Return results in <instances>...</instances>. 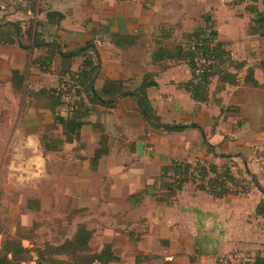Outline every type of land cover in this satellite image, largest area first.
<instances>
[{"label":"crops","instance_id":"1","mask_svg":"<svg viewBox=\"0 0 264 264\" xmlns=\"http://www.w3.org/2000/svg\"><path fill=\"white\" fill-rule=\"evenodd\" d=\"M48 1L52 5V9L60 10L66 15L61 23L60 32L63 43L69 50L83 46L93 36L95 29L109 21L112 22V31L141 36L140 42L129 51H123L116 47L110 42L108 36L98 41L101 68L96 81L97 88H101L108 78L131 79L132 87L138 88L143 82L145 73L156 69V66L151 63V54L155 47L153 31L164 23L176 25L169 19L154 23L153 15L157 10L163 8V4L160 3L162 0H155L151 5L143 3L144 0ZM262 3L264 4V0ZM202 13L204 11L199 10L191 17L188 16L184 20V25L195 26L197 21L200 23ZM178 15L180 20L183 19L181 18L183 15ZM189 19H191L190 24H188ZM249 20L248 16V22ZM194 26L193 28L196 27ZM247 27L242 36L227 42L226 46L231 50L235 59L248 62L240 74L242 78L246 75L250 65H257L255 78L260 86L241 80L239 85L227 84L223 91L216 94V97L222 99L220 104L213 100L197 103L191 98L189 92L177 87L178 83L188 81L192 76L188 64L180 62L169 67L157 76L159 87L148 89L149 97L165 123H175L176 125L182 123L189 126L183 130L154 133L155 127L144 118L139 103L133 96L121 98L117 107L112 109L98 106L89 120L104 125L109 134V153L100 159L97 170L91 168V158L94 156L95 149L99 147L100 134L91 124L83 126L79 141L65 143L61 150L56 151L44 148L40 133L45 124L53 121V114L49 109L38 107L35 103L26 105L22 110V97L14 92L11 77L13 69H20L26 73L27 84L30 88L39 90L43 87H55L59 82L58 63L52 66L50 72L41 71L37 65L30 62L31 50L18 44L0 43V123L5 119L3 114H6L8 120L11 114L10 110H14L15 107L17 116L15 118L19 117L23 121L25 126L23 129L29 134L37 135L40 148L46 157L45 161L48 159L45 168L50 171L48 165L51 164L53 173L72 180L73 184L71 182L70 190L73 195L83 191L88 192L92 186V178L102 173L104 169L105 172L108 169L132 170L131 166L126 164V160H123L126 146L121 139L124 140L125 136L135 138L136 141L133 140L132 143V151L135 154L137 152L141 154L143 150L141 141L135 137L141 133L147 135L149 141L154 142H158L163 134H167L166 144L162 146L170 147L171 152L176 153L171 155L169 161L172 158L192 162L199 158L211 159L212 154H208V149L206 150L204 142L206 140L208 143L216 145L217 153L232 155L231 158L238 167L255 175L264 188V42L261 41L264 40V37L249 34ZM193 28L181 31L177 40L184 32L192 31ZM220 34L219 32V39L226 42L221 39ZM253 38L257 40V44L254 43ZM38 53L35 51L33 55ZM80 60L75 62L74 69L78 68ZM217 81L218 78L215 77L210 87L211 96L216 89ZM157 98L163 101L162 106L157 102ZM27 102H29V98ZM222 107H224V112H221ZM198 126L203 129V132L199 130ZM179 134L184 136L183 140L178 145L171 144V138H177ZM115 147L117 148L115 149ZM196 149L197 153H189L190 150L195 151ZM179 150L182 151L180 157H178ZM241 159L242 161L239 162ZM131 164L132 162H130ZM160 167L156 176L160 174ZM238 167L234 169L236 170ZM128 175L132 177V171ZM245 177L250 180L247 172H245ZM103 181H105L104 195L97 198L89 197L84 201L95 200L105 203L107 211L105 222L110 215L116 217L117 223L122 226L118 230L123 235L124 243L135 249L133 264H136V256L147 254L161 255L171 264H182V256L178 257L172 251L169 253L174 246H177L174 242L179 240L178 234H182V238L188 235L195 239L196 248H194L193 254L189 253L188 255L189 264H205V262L216 264V260L222 257H229L232 262H236L240 257H237L235 253H245L249 250L259 251L264 246V219L255 214L259 201L264 198V192L258 187L253 186L249 193L231 199H219L198 190L195 185L187 183L173 205L158 203L147 195L142 204L134 206L129 202L128 196L141 191L146 185L152 183L144 180L143 185L132 188L135 185L134 180L127 179L125 173L114 175L110 179L103 177ZM119 196L124 198L125 209L118 203ZM37 198L41 207L42 199ZM29 199L36 198L30 197ZM29 199L25 202L26 208ZM150 199L154 203L153 208L162 209L151 213L149 217L140 215L143 216L142 219L147 218L146 224L141 223L142 219L137 222L140 218L137 213L142 212V209L151 202ZM65 207L85 208L84 214L77 216L74 222L77 225L86 223L90 229L95 230L88 219L84 220L86 217L89 218L94 211L90 204L78 206L65 204L63 208ZM159 213L162 214L159 215ZM171 217H173V221H170ZM128 225L130 230L136 228L137 239L131 238L133 231L123 229ZM139 226H143V229H140ZM105 243L112 244L115 253L121 258L119 261L109 264H122V255L119 251L123 250L124 246L115 245L111 232L106 227L105 241L101 248ZM256 252L251 254L254 256ZM246 254L248 255V253ZM191 258L194 260L192 261ZM140 264H147V262Z\"/></svg>","mask_w":264,"mask_h":264},{"label":"trees","instance_id":"2","mask_svg":"<svg viewBox=\"0 0 264 264\" xmlns=\"http://www.w3.org/2000/svg\"><path fill=\"white\" fill-rule=\"evenodd\" d=\"M257 1L253 0L245 5V10L250 14L247 31L249 34L264 37V8L261 9ZM244 2L245 0H235L227 4L234 9ZM28 6L31 12H44L45 18L29 17L27 20L0 22V43L18 44L31 50L30 62L37 65L41 71L50 72L52 66L58 63L59 82L55 87L35 90L27 84L25 72L13 69L11 77L13 90L22 97V110L26 105L35 103L36 106L47 108L52 112L53 121L45 124L40 133L46 150H61L65 143L79 141L83 126L91 124L100 134L99 147L95 149L94 156L91 158L93 170H97L100 159L109 153V134L104 125L89 120L98 106L112 109L117 107L121 98L133 96L139 103L144 118L153 126L166 131L183 130L189 126L182 123L177 125L165 123L149 97L148 89L159 87L157 76L169 67L180 62L188 64L192 76L188 81L178 83L177 87L189 92L191 98L197 103L213 100L220 104L222 99L216 97V94L223 91L227 84L239 85L241 80L260 86L255 78L257 65H250L246 75L243 78L240 76L248 62L235 59L226 43L219 39L216 19L211 10L202 13L199 25L192 31L184 32L179 40L174 36L173 26L167 23L159 25L153 31L155 47L151 54V63L156 66V69L145 73L143 82L138 88L132 87L131 79L109 78L105 80L101 88H97L96 81L101 68L98 41L108 36L110 42L116 47L129 51L140 42L141 36L112 31V22L109 21L95 29L93 36L83 46L69 50L64 45L60 32L61 23L66 17L65 13L52 8L40 10L37 0H30ZM35 51L39 53L34 56ZM200 58H205L211 63L198 73L197 60ZM78 59H81L79 66L74 69ZM66 75H70L77 81L81 88L78 90L80 97L76 101V107L67 115H63L61 108L65 104L63 94L66 91L61 89V85ZM215 77L218 81L211 96L210 87ZM28 98L29 102H27ZM221 112H224V107L221 108ZM198 128L203 132L201 127L198 126ZM204 142L208 147V154L217 157L215 159H231L232 155L217 153L216 145L206 140ZM194 162L172 158L169 163L160 167V174L155 177L154 183L128 196L129 202L138 206L149 195L158 203L173 205L187 183L219 199H231L249 193L253 186L264 192L256 176L242 170L233 161L218 164L217 160L199 158ZM235 167L238 168L235 170ZM245 172L248 173L250 180L246 179ZM27 208L40 210L39 200L29 199ZM66 211L69 214L68 223H72L77 216L84 214L85 208L65 207L64 212ZM255 214L264 219V198L259 201ZM37 227V223H33L31 227H21L23 230L21 233L6 232L0 242V264H109L121 259L110 243H105L99 250L92 247L91 240L95 231L86 223H79L73 235L71 237L65 235V239L61 242L48 241L41 246L30 248L24 244V241L32 240ZM131 238L137 239L134 233L131 234ZM157 260L165 261L164 264H171L163 256L156 254L138 255L135 262L136 264L142 262L154 264ZM216 264H221L220 258L216 260ZM226 264L237 263L229 259ZM239 264H264V251H257L253 260L249 259Z\"/></svg>","mask_w":264,"mask_h":264},{"label":"rangeland","instance_id":"3","mask_svg":"<svg viewBox=\"0 0 264 264\" xmlns=\"http://www.w3.org/2000/svg\"><path fill=\"white\" fill-rule=\"evenodd\" d=\"M154 1L155 0H144L143 3L151 5ZM229 1L235 0H162L160 3L163 4L162 6L164 9L160 8V10L154 13L153 21L155 23V21L169 19L175 22L176 27L173 26V29L174 36L177 38L181 31L187 28L192 29L194 26L190 24L191 19L188 20V24L190 25H184L185 18L187 19L188 16L191 17V15L197 13L199 10H203L204 12L211 10L214 13L218 30L221 33V39L226 40L225 43H227L237 39L245 33L248 24V16L250 17L249 12L245 10V5L253 2V0H245L244 3L231 9L227 6V2ZM262 1L263 0L257 1L261 9L264 8ZM29 3L30 0H28L27 5L15 7H10L8 3H5L6 7L0 9V22L5 23L6 21L27 20L29 17H34L35 19L45 18L44 12H30ZM37 3L40 10H46L52 7L48 0H37ZM177 14L183 15L181 17L183 19L180 20ZM241 16L242 18H240ZM196 23L198 24L199 21ZM261 41L264 42V40ZM254 43H258L256 39H254ZM156 100L161 106L163 105L161 99L157 98ZM10 112V118L7 120L6 114H3L5 119L0 123V242L6 232L12 234L21 233L23 231L21 227L28 228L31 227L33 223H37L38 227L33 238H31L32 240L24 241L26 246L34 248L48 241L61 242L65 239V235L71 237L77 226L75 222L68 223L67 217L69 214L67 211L64 212L63 206L65 204L72 206L90 204L94 211L89 218L86 217L84 220L88 219L91 226L95 228V235L91 241L92 247L97 250L101 248L102 243L105 241L106 227L110 230L115 245L124 246L125 248L119 251L122 255L121 263L133 264L135 249L133 247L130 248L129 245L124 243L123 235L118 230L122 226L117 223L116 217L110 215L105 222V213L107 212L105 210V203L95 200L89 202L87 200L84 201V199L89 197L97 198L104 195L103 186L105 185V181H103V177L110 179L114 175L125 173L127 179L132 178L134 180L135 185L132 188L143 185L144 180L153 183L160 165L167 163L171 155L176 154L175 152H171L172 150L170 147H163L166 144L167 134H163L161 140H158V142L149 141L148 136L142 133L135 136L137 140L141 141L143 147L141 154H138V152L135 154L132 151V143L136 141L134 140L135 138L125 136L124 140L121 139L124 146H126L123 160H126V164L131 166L132 170L121 169L117 171L108 169V171L105 172L104 169L102 173L92 178V186L88 192L83 191L77 195H73L70 190L73 184L72 180L53 173L51 171L53 166L49 164V162L48 169L50 171L45 168L48 159L45 161L46 157L40 148L37 135L33 133L29 134L23 129V127H25L23 121L19 117L15 118V107L14 110H10ZM167 132L169 131L157 127L154 129V133ZM183 137L182 134H179L177 138H171V144L178 145L183 140ZM116 148L117 147H115V149ZM207 149L208 147L206 146V150ZM195 152L197 153L198 150L189 151L190 154H194ZM178 154V157L182 156V151L179 150ZM215 158L217 157L212 156L210 160L214 161ZM217 161L218 164H222L226 161L235 162L232 158H222L217 159ZM241 161L242 159L239 160V162ZM130 162H132L131 165ZM130 171H132V177L128 175ZM30 197L36 199L40 197L42 199V206L39 211H31L25 207V202ZM117 199L121 207L125 209L126 204L124 198L119 196ZM153 201L155 200L153 199ZM153 205L154 203L151 200V202L142 209V212L137 214L139 216L148 215L149 217L151 213H156L162 209L153 208ZM161 214L159 213V215ZM142 218L143 216H140L137 222ZM146 221L147 218L144 217L141 223L146 224ZM170 221H173V217H171ZM139 228L143 229V226H139ZM123 229L133 231L134 234L136 233V228L130 230L129 225ZM177 237L179 240L174 242L177 246H174L169 253L172 251L176 256H182V264H189L188 255L189 253L193 254L194 248H196L195 239L188 235L182 238V234H178ZM182 239H184V241H182ZM261 250H264V246H262ZM256 251L258 250L235 253L237 257H240L236 263L239 264L249 261V259L253 260L254 256L251 253ZM246 253H248V255ZM164 262L163 260H157L154 264H164ZM205 264L207 263L205 262Z\"/></svg>","mask_w":264,"mask_h":264},{"label":"built area","instance_id":"4","mask_svg":"<svg viewBox=\"0 0 264 264\" xmlns=\"http://www.w3.org/2000/svg\"><path fill=\"white\" fill-rule=\"evenodd\" d=\"M5 3H8L10 7L24 6L28 4V0H0V9L6 7ZM197 63L199 67L197 72L200 73L203 71L204 67L211 63V61L206 60L205 58H200L197 60ZM80 88L81 86L77 81H75L70 75H66L64 82L61 85V89L66 91L63 94V100L65 104L61 108V112L63 115H67L76 107V101L80 97L78 94V90ZM229 259L231 260V258L229 257H222L220 259V262L221 264H226Z\"/></svg>","mask_w":264,"mask_h":264}]
</instances>
